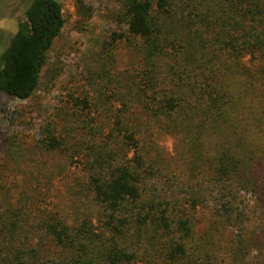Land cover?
Returning <instances> with one entry per match:
<instances>
[{
	"label": "trees",
	"instance_id": "1",
	"mask_svg": "<svg viewBox=\"0 0 264 264\" xmlns=\"http://www.w3.org/2000/svg\"><path fill=\"white\" fill-rule=\"evenodd\" d=\"M117 1L127 28L114 39L125 40L133 69L105 70L116 87L96 100L73 95L62 127L48 122L33 145L80 171L68 190L82 208L49 207L36 186L15 202L7 196L0 264H264V218L234 203L241 192L264 202V0ZM21 4L24 18L0 54V91L28 99L66 18L58 0ZM163 133L187 153L193 186L182 197L155 185ZM22 141L8 137L4 150L26 172Z\"/></svg>",
	"mask_w": 264,
	"mask_h": 264
},
{
	"label": "rangeland",
	"instance_id": "2",
	"mask_svg": "<svg viewBox=\"0 0 264 264\" xmlns=\"http://www.w3.org/2000/svg\"><path fill=\"white\" fill-rule=\"evenodd\" d=\"M21 1L0 0V54L9 46L17 32L19 20L24 18ZM58 1L62 3L66 23L61 35L55 39L49 50L48 62L43 67L40 85L34 95L28 99H19L0 91V171L8 174L4 177L8 188L0 189V202L7 201V196H13L12 202H15L22 191L27 189L31 192L36 186V192L44 191L43 197L51 203L49 207L53 208L56 204L57 209L63 207L66 212L73 214L82 206L74 205L75 196L72 194L75 192L68 188L81 175L80 171L65 162L64 154L42 153L33 145L42 137L41 131L48 122L60 121L62 127L65 113L61 108L73 95H88L96 100L101 89L108 94L110 88L116 87L113 80L109 81L105 70L110 68V74L117 75L133 69V65L125 40L114 39V32L121 33L127 28L117 19V0ZM239 128L237 131L242 130L241 126ZM8 137L23 140L29 156L28 161L25 160L26 172L15 170L12 160L14 156L8 155L4 150ZM157 140L163 149V162L159 164L155 185L168 197L189 194L193 184L187 186L188 182H185L189 175L183 142L165 133L159 135ZM5 162L8 165L3 169ZM37 167L43 168L39 175ZM32 173L38 175V181L32 177ZM78 196H81L78 198L83 199L82 202H88L82 197L83 194ZM210 198L217 205L223 200L216 193ZM257 199L256 195L241 192L237 193L234 203L241 207H251L256 215L259 214L256 217L259 223L262 220L260 217L264 218V202L261 199L258 205ZM202 222L205 224L206 221ZM252 255L255 257L258 253L254 251ZM258 258L264 262L263 251Z\"/></svg>",
	"mask_w": 264,
	"mask_h": 264
},
{
	"label": "flooded vegetation",
	"instance_id": "3",
	"mask_svg": "<svg viewBox=\"0 0 264 264\" xmlns=\"http://www.w3.org/2000/svg\"><path fill=\"white\" fill-rule=\"evenodd\" d=\"M22 1H23V0H22ZM22 1H21V2H22Z\"/></svg>",
	"mask_w": 264,
	"mask_h": 264
}]
</instances>
